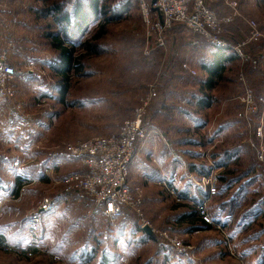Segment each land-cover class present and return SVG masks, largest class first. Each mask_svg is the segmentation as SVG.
<instances>
[{
	"label": "rangeland",
	"instance_id": "obj_1",
	"mask_svg": "<svg viewBox=\"0 0 264 264\" xmlns=\"http://www.w3.org/2000/svg\"><path fill=\"white\" fill-rule=\"evenodd\" d=\"M102 1L110 10L107 33L96 39L99 29L94 24L92 31L86 33L88 36L85 34L93 44H98L99 52L83 58V72L70 71L66 93L69 103L63 105L59 98L63 85L53 66L58 62L59 52L48 35L56 33L66 39L69 36L62 30L65 25L61 26L56 15L45 9L52 5L69 8L75 0H0L1 10L9 8L7 12L13 18L4 22L5 25L14 26L12 22L16 19L22 27L15 25L14 28L26 35L20 38L19 46L13 41L3 44V36L0 38V46L9 51L19 73L10 85V93L5 97L0 95V184L10 182L23 161L44 162V167L35 166L29 170L34 177L22 183L18 196L7 201L0 199V236H6L12 249H0V264H68L79 246H85L88 251L91 248L92 253H96L93 264H100L103 255L100 242L108 239L112 242L108 232L114 225L103 219L91 198L78 190L68 189L63 182L79 168L66 162L59 163L54 171L44 168L54 157H60V162L71 157L65 148L68 143L116 136L151 84L157 85L153 101L161 100L163 94L170 91L168 83L173 74L179 73L183 63L200 62L204 58L202 49L210 52L209 49L217 48L178 25L166 33L164 48L146 55L155 37L151 35L148 41L140 0ZM236 1L243 16L257 23L261 36L242 46L245 60L234 57L236 55L226 49L233 59L226 62L220 88L224 83L231 86L227 91L222 89V94L224 91L230 94L233 102L226 118H231L233 112L237 118L229 122L227 132L222 133L225 127H221L222 138L218 143L210 139L205 144L207 151L203 161L207 169L203 175L209 180L216 174L218 180L208 205L213 222L208 223L210 227L193 231L177 220V215L209 196L208 188L193 187L201 194L198 202L189 198L191 193L185 197L174 188H168L169 196H164L165 202L158 203L151 211L143 209L145 218L157 230L158 234H153L158 236V241L171 246L175 254L183 256L182 264H245V251L237 248L235 240L236 218L251 207L249 212L258 209L264 196V161L261 160L264 135L260 138L258 134L261 121L264 122V0ZM125 2H129V9L118 16L119 19H113V11ZM220 11L226 10L220 7ZM250 34V25L242 19L225 26L222 32L223 38L231 44L244 43ZM82 52H86L85 49L79 48L76 54L79 56ZM248 91L252 93L255 111L245 115L243 98ZM216 110L212 107L210 111L215 113ZM223 121L210 126L211 131ZM31 131L36 132L34 139L26 134ZM24 151L32 154L28 156ZM211 164H214L213 168ZM220 167L223 168L218 171ZM41 172V177L37 178ZM222 173L226 182L220 179ZM73 195L78 198L72 199ZM46 199H53L56 204L62 200V205L55 206L53 212L40 211ZM174 206L179 208L174 209ZM33 214L40 215V226L34 234L28 229L29 217ZM250 225L245 231L254 237L260 227ZM171 239L180 243L184 250L179 252L167 241ZM54 244L67 246L62 247L63 250L54 249L55 257H52V252L43 250H52ZM150 253L144 252L141 261L132 257L120 264H144Z\"/></svg>",
	"mask_w": 264,
	"mask_h": 264
},
{
	"label": "crops",
	"instance_id": "obj_2",
	"mask_svg": "<svg viewBox=\"0 0 264 264\" xmlns=\"http://www.w3.org/2000/svg\"><path fill=\"white\" fill-rule=\"evenodd\" d=\"M8 10L9 8H5L1 12L0 38L2 35L3 44L13 41V44L16 43L19 46L20 38L26 35L22 33V30L14 28L15 25L22 27L16 19L13 20L14 23L12 22L14 26L5 25L4 22H7L8 19H13L7 12ZM12 36L18 38H9ZM201 51H203L204 58L200 62L193 63L194 67L192 63H187L192 69L200 64L198 69H195L198 73L194 75L190 70L183 68V65L182 68L179 66V73L173 74L170 83H168L170 91L166 95L164 93L161 100L152 101L145 115V131L137 142L136 156L129 168L128 185L133 191L142 194L143 209L145 207L148 211L153 210L158 203L165 202L164 196H169V192H166L168 188H174L178 194L183 193L184 196L187 194V197L191 193L190 199L195 195L201 196L199 192L194 191L193 187H195L194 179H200L207 169L203 161L207 151L205 144L210 139L218 143L222 138V133L228 131L229 122L235 121L237 118L234 112L231 114V118H226L229 105L233 102L230 100V94L224 92L231 86L224 83V86L220 88L219 83L217 86L209 88L206 84L210 74L208 70L204 69L206 67L202 68V66L208 64L214 49H209L210 52L207 49ZM237 61L239 60L237 59ZM222 89H226L223 94ZM230 92L232 91L230 90ZM206 99L207 102L204 101ZM212 107L217 108L215 113L210 111ZM222 119H224V123L220 124L216 130L211 131L210 126L213 127L214 123L221 122ZM221 127H225V131L222 133ZM31 149L30 151H32ZM25 153L28 156L32 154V152ZM34 161L36 160L31 159L23 162L26 165ZM39 162L44 167L43 160H38ZM63 162L79 168L76 172L85 171L81 161L75 157H67L66 161L62 162H60V157H54L47 163L44 170L47 168L48 171H54L53 169ZM14 195V193L10 196L1 194L0 199L7 201ZM75 197L78 198V196ZM75 197L72 199L75 200ZM61 205L62 200L58 201L56 207ZM96 207L103 215V219L114 225L108 232L112 242L110 243L109 239L107 242L102 240L100 242V249L103 253L100 264H120L122 261L125 263L127 259L128 261L132 260V257L141 261L144 252H151L149 258L143 261L144 264H182L183 256L175 254L171 246L162 245L160 242L148 238L154 234L150 235L144 229L142 231L137 229V221L132 210L125 209L123 218L112 219L103 210H100V206L96 204ZM177 208L179 207L174 206V209ZM251 209L252 207L241 213L242 215H239L238 218L233 215L236 218V245L242 252L245 251V264H264V196L261 199V206L253 212H249ZM183 215L184 213L177 215V220L181 221L179 219ZM249 225L255 226V228L260 227L256 236L247 235L245 230ZM188 229H190L189 226ZM83 230L85 231V229ZM241 237L244 238L240 240ZM65 245L67 246V244H63L59 247L54 244L52 250L48 248L43 251L48 253L49 250L52 252V257H55V250L65 248ZM95 254L92 253L91 248L88 251L85 246H79L73 252L68 264H93Z\"/></svg>",
	"mask_w": 264,
	"mask_h": 264
},
{
	"label": "built area",
	"instance_id": "obj_3",
	"mask_svg": "<svg viewBox=\"0 0 264 264\" xmlns=\"http://www.w3.org/2000/svg\"><path fill=\"white\" fill-rule=\"evenodd\" d=\"M220 7L225 8L226 11L221 12ZM140 10L148 28V41L151 35V37H155L150 49L146 50V55H151L156 50L164 48L167 44L166 33L178 25H182L194 34L201 36L214 47L231 50L242 60H245L242 46L261 36L257 23L247 20L243 16L236 0H156L155 2L153 0H140ZM1 12L0 7V17L2 16ZM237 19L245 20L250 25L251 34L244 43L231 44L223 38L222 32L225 26ZM183 68L190 70L193 74L197 73L187 63L183 64ZM18 74V69L11 61L9 51L0 47L1 96L5 97L10 93V85ZM156 95L157 85L154 83L151 84L149 91L141 97L140 104L135 109L134 114L123 122L118 135L68 143L65 147L66 152L70 156L78 158L85 171L69 174L63 179L68 189L78 190L86 197L91 198L112 219L122 217L125 209L132 210L140 221L141 227L144 229L145 226H150L152 233H157V230L145 218L142 194L129 187L128 175L130 165L136 156L137 142L145 131V115ZM243 101L246 107L245 115L255 111L254 100L250 91L244 96ZM263 127L264 122L261 121L258 130L260 138L264 135ZM29 133L30 138L34 139L36 132L31 131ZM261 160L264 161V148L262 149ZM21 164L24 165L25 163ZM211 166L213 168L214 164ZM220 170L221 168H218V171ZM217 181L216 174L209 177V180L206 179L205 175L200 179H194L197 189L208 188L209 191V196L203 197L197 204L201 217L207 223L213 222L209 216L208 205L215 193ZM55 206L56 202L53 199H46L42 202L40 211H49ZM39 226L40 215H31L28 221L30 233H36ZM167 241L179 252L184 250L183 246L175 240Z\"/></svg>",
	"mask_w": 264,
	"mask_h": 264
},
{
	"label": "trees",
	"instance_id": "obj_4",
	"mask_svg": "<svg viewBox=\"0 0 264 264\" xmlns=\"http://www.w3.org/2000/svg\"><path fill=\"white\" fill-rule=\"evenodd\" d=\"M129 6V2H125V4L119 7V9L114 10L113 17L115 18L113 19H119L120 17L118 16H121L124 11L129 9ZM68 7L69 8H66L63 5H52L51 8L49 7L45 9L47 13H53L54 15H56L55 18L58 23L60 22V24H62L61 26L65 25V28L63 27L62 30L67 34V37L69 36L66 39L59 36L58 34L56 35V33L48 35L54 41L56 49L59 52L58 62L53 66L56 70V74L59 75L60 82L63 85V89L59 90L61 93L59 98L63 105L69 103L66 100V93L68 91L71 79L70 71L74 70L77 73L83 72V70L85 69V66L82 62L83 58L89 54L99 52L98 44H93L90 40H88V31L91 32L93 29L92 26L96 24V28L99 29V33L96 34V39L102 38L107 33V23L111 21L109 15L110 10H108V6L105 4V2H101V0H75L73 5L70 4V6ZM70 7H72V9H70ZM79 48L85 49L86 52H82L78 56L76 53ZM232 59L233 58L228 54V51L223 48H216L211 53V59L208 61V64L202 66V68L206 67L204 69L208 70L210 74V78H208L206 81V84L209 88L217 86L219 83H221L220 81L224 80L226 62ZM204 101L207 102L208 100L206 99ZM67 155L70 156L69 154ZM35 166H42V164L41 162L38 163V161L35 163L30 162L26 165L21 164V168H19L18 172L14 174V178L9 180L10 182H7L3 185L0 184V196L1 194H8L10 196L12 193H14L15 196H18L22 187V183L26 182V179H29L33 176L31 173H29V170H31ZM42 172L40 174H37V178L41 177ZM224 173H222L220 179L226 182L227 178L226 176H224ZM180 194L184 195L183 193ZM185 197H187V194L185 195ZM193 199L198 202L200 200V197L198 195H195ZM189 209L190 210L186 211L183 217L179 219L181 220L179 221L180 224L186 223L193 231L204 229V227H210V225L198 214L199 210L196 205L192 204ZM100 210L102 211L101 208ZM50 211L51 210L46 212ZM135 218L137 221V229L142 231L143 228L141 227V223L136 215ZM157 237L158 236H156L155 234L153 236H148V238L155 241H158ZM160 243L164 245L162 242ZM0 249H3L5 251L12 250L9 243L6 241L5 235L0 236ZM33 251L36 252L37 250L33 249Z\"/></svg>",
	"mask_w": 264,
	"mask_h": 264
},
{
	"label": "water",
	"instance_id": "obj_5",
	"mask_svg": "<svg viewBox=\"0 0 264 264\" xmlns=\"http://www.w3.org/2000/svg\"><path fill=\"white\" fill-rule=\"evenodd\" d=\"M155 1H156V0H153V2H155ZM144 230H145L148 234H150V235L153 234V233H152V229H151L150 226H145V227H144Z\"/></svg>",
	"mask_w": 264,
	"mask_h": 264
}]
</instances>
